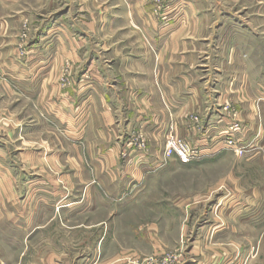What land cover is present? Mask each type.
Here are the masks:
<instances>
[{
	"label": "rangeland",
	"instance_id": "rangeland-1",
	"mask_svg": "<svg viewBox=\"0 0 264 264\" xmlns=\"http://www.w3.org/2000/svg\"><path fill=\"white\" fill-rule=\"evenodd\" d=\"M17 3L14 11L21 10L23 16L10 23L16 30L15 42L8 43L10 32L0 33V264H264L262 43L241 29L260 23V17L250 12L252 4L240 2L237 17L226 15L230 3L215 23L209 17L211 24L223 26L216 33L196 36L209 43L211 69L208 75L200 67L194 69L196 83L201 77V109L175 118L171 113L170 130L164 134L134 133L138 152L158 153L163 162H132L131 173L113 181L118 190L123 186L127 191L110 192L103 190L109 186L108 178H93L92 171L99 170L98 160L112 147L88 144L95 135L93 128L74 144L67 122L77 114L79 94L74 90H82L80 96L87 92L85 60L97 55L104 40L103 32L87 34L82 22L93 20L95 4L92 0ZM71 38L79 43L82 65L56 47ZM46 42L51 44L44 47ZM237 42L242 43L239 48ZM32 43L37 44L31 52ZM232 44L234 53L249 54L252 64L243 62L246 55L236 64L226 62ZM38 48L40 64L34 59ZM61 54L64 59L58 62ZM29 60L34 62L30 67ZM101 63L94 66L100 68ZM236 65L241 75L249 77L236 84H248L249 97L242 90L238 96L229 91L227 79ZM214 69H220L219 76ZM38 72L45 79L47 96L39 97L34 81L28 80ZM10 73L20 88L14 92L5 82ZM65 92L68 106L60 104ZM9 125L14 126L10 137ZM169 136L170 146L172 140L185 142L197 156L183 163L172 149L166 155ZM154 137L162 144L147 145ZM124 147L115 155L120 173L137 153ZM119 244L126 250L115 259Z\"/></svg>",
	"mask_w": 264,
	"mask_h": 264
},
{
	"label": "crops",
	"instance_id": "crops-1",
	"mask_svg": "<svg viewBox=\"0 0 264 264\" xmlns=\"http://www.w3.org/2000/svg\"><path fill=\"white\" fill-rule=\"evenodd\" d=\"M17 1L23 0H0V33L9 34L10 32L11 38L8 37V43L12 44L15 42L13 35L16 30L12 28L13 25H10V23L23 16L21 10L20 12L14 11L18 10ZM92 1L97 9H94V11L98 14L96 16L93 11L90 13L93 15V20L82 22L87 24L88 30H85L87 34H96L97 31L103 32L104 40L100 42L101 45L97 49V55L88 57L89 60H85L88 66L86 74L89 76V81H87L88 84L86 85L87 92L84 96H80L82 90H74L79 94L77 97L78 109L76 110L77 114L73 117L71 116L69 121L67 120L69 122L68 128H70V133L73 135L71 138L74 139V144L84 139L87 130L93 128L95 135L89 137L88 144L112 147L108 149L109 152L104 153L103 157L98 160L99 170H94L93 168L92 177L108 178L109 186H106L103 190H109L110 192L127 191L128 188L123 186H119L120 190H118V185L114 184L113 181L116 176L120 175L122 177L124 175L125 177V175L131 173L128 169L131 167L129 165L132 162L140 163L147 160L151 161V165H159L163 162L161 155L158 153L153 154L151 150V152L148 151L146 154L138 152L136 143L133 144V134L144 131L145 133H152L154 136L164 134L165 130H170L171 113H174L172 115L175 118L181 113L199 111L203 105L200 100L202 89L201 87L199 88L201 77L198 78L196 83V76L198 75L194 69L200 67V72L203 75H208L211 70L206 50L209 43L204 42L206 38L200 39L196 36L208 32L216 33L223 24L222 22L211 24L209 17H213L215 23L217 17H222L223 10H225L228 3L231 6L230 12L226 15L237 17L236 13L239 12V10L237 11V6L240 2L251 3L252 9L250 12L260 17V23L258 25L248 23L242 25L241 29L250 34V36L255 37L256 35V39L259 40L257 41L262 43L263 61L261 63L264 68V0ZM232 5L236 7V12L232 10ZM243 8L247 10L249 7L244 6ZM4 9L10 10L12 13L7 10L5 13ZM70 11L72 10L70 9ZM244 12L246 13V11ZM44 30L46 31L47 29L45 28ZM79 30V28L74 29L76 32ZM116 33L122 34V36L118 38L115 35ZM42 38L40 37L34 42H40ZM1 39L5 40V42L7 41L3 37ZM0 43L3 45V41H0ZM36 44L32 43L29 46L31 52V49H35ZM49 44L51 42H46L44 47ZM78 45L77 39L71 38L70 41L65 43L58 42L56 47L60 48L62 52L66 51L65 58H70L74 64L79 65L83 60L80 59ZM222 45V43L219 44L221 47ZM240 45L242 43L237 42L236 46L238 48ZM236 46L235 44L230 45V55L227 56L225 61H229V64L233 65L246 55L243 62L252 64L249 54L239 55L235 52L236 55L234 53ZM10 48H14L13 45ZM40 48H38L39 55L34 57L39 64L41 63ZM6 49H9V44ZM233 56L236 58L235 60H233ZM62 58L64 59L63 54L58 58V62L62 61ZM100 60L102 62L101 66L97 68L94 65L98 64ZM33 63V61H30L28 66L30 67ZM8 64L10 65V63ZM214 70L216 75L219 76L220 69ZM230 73L227 79L229 80V91L238 96V91L242 90L246 96H251L248 84L242 87L236 85L245 77L249 80V77L241 75V69L237 65ZM222 74L224 77V72ZM13 75L10 73L5 77L8 90L11 92H14L16 88L20 89L15 86L14 81L17 78H13ZM52 78L53 75L48 78L49 81ZM23 80L27 81L26 78H23ZM28 80L34 81L33 86H37L39 97L47 96L45 79L40 72L33 75L30 74ZM23 92L27 93L24 89ZM66 95H68L67 92L62 93L60 96L62 98L60 99L62 106L69 105L64 104L68 99ZM72 97L76 98L75 96ZM72 97H70V102H74ZM235 103L240 102L236 101ZM99 113L100 116L98 115ZM9 126L8 135L10 137L14 126ZM162 141L160 138H150L147 141V145H160ZM132 144L134 146H131ZM125 145L137 153L128 164L124 165V171L120 173L115 155L122 149L126 150ZM134 175H137V172H134ZM133 187L137 188L136 186ZM124 250H126V247L119 244L118 252H114L113 257H116L115 259L119 258L124 253ZM87 259L90 260L89 257ZM47 264L52 263L47 262ZM61 264L63 263L61 262ZM118 264L126 263L119 261Z\"/></svg>",
	"mask_w": 264,
	"mask_h": 264
},
{
	"label": "built area",
	"instance_id": "built-area-1",
	"mask_svg": "<svg viewBox=\"0 0 264 264\" xmlns=\"http://www.w3.org/2000/svg\"><path fill=\"white\" fill-rule=\"evenodd\" d=\"M156 2H160V0H156ZM170 149L173 150L177 158L183 163H188L193 159V157L197 156V153L195 151H192L190 146L185 142L172 140L170 146V136H169L166 140V144L164 148L166 155H170Z\"/></svg>",
	"mask_w": 264,
	"mask_h": 264
},
{
	"label": "bare ground",
	"instance_id": "bare-ground-1",
	"mask_svg": "<svg viewBox=\"0 0 264 264\" xmlns=\"http://www.w3.org/2000/svg\"><path fill=\"white\" fill-rule=\"evenodd\" d=\"M4 223V222H3Z\"/></svg>",
	"mask_w": 264,
	"mask_h": 264
}]
</instances>
